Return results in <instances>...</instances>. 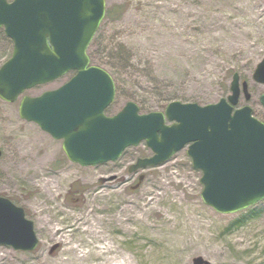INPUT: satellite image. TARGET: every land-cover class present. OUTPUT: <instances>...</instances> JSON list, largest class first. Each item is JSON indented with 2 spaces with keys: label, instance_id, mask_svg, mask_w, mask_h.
Masks as SVG:
<instances>
[{
  "label": "rangeland",
  "instance_id": "374dc122",
  "mask_svg": "<svg viewBox=\"0 0 264 264\" xmlns=\"http://www.w3.org/2000/svg\"><path fill=\"white\" fill-rule=\"evenodd\" d=\"M112 4L123 11L103 18L88 49L105 60L111 53L118 68L115 56L124 54L133 68L124 70L126 84L108 114L133 88L139 98L157 102L151 107L157 110L172 100L214 102L230 93L238 72L251 96L245 101L241 94L237 106L248 103L264 122L258 100L264 83L252 78L264 56V0H106ZM11 50L0 28V65ZM69 76L23 94L56 88ZM20 98L0 99V196L23 208L38 243L31 251L0 245V264H195L197 258L264 264V199L234 213L216 212L201 199V171L186 148L131 173L127 167L136 157L151 153L144 142L115 161L73 163L61 140L19 117ZM56 228L63 231L59 239L52 235Z\"/></svg>",
  "mask_w": 264,
  "mask_h": 264
},
{
  "label": "water",
  "instance_id": "95a60500",
  "mask_svg": "<svg viewBox=\"0 0 264 264\" xmlns=\"http://www.w3.org/2000/svg\"><path fill=\"white\" fill-rule=\"evenodd\" d=\"M104 11L105 0H0V26L13 42L11 56L0 66V98L13 102L24 90L74 70L58 88L24 95L18 107L22 119L62 139L70 161L82 166L113 161L144 140L153 155L137 158L128 168L134 171L159 165L190 143L187 154L202 171L206 204L232 213L263 199L264 123L247 104L233 110L240 93L236 72L230 94L215 103L174 100L164 112L140 114L137 104L127 101L116 114H104L114 97V81L106 70L88 65L86 54ZM252 77L264 83V57ZM242 91L248 100L245 81ZM260 102L264 105V93ZM0 245L23 251L37 245L33 222L2 196ZM195 264L208 263L197 258Z\"/></svg>",
  "mask_w": 264,
  "mask_h": 264
},
{
  "label": "trees",
  "instance_id": "16d2710c",
  "mask_svg": "<svg viewBox=\"0 0 264 264\" xmlns=\"http://www.w3.org/2000/svg\"><path fill=\"white\" fill-rule=\"evenodd\" d=\"M123 11V6L120 4H112L109 5L106 9V18L110 20L117 19L121 12ZM117 49H120L121 51L124 50L125 46L122 43L117 44ZM97 52V51H96ZM95 51H90L91 61L95 62V64H99L103 66L105 69H107L111 75L113 76L116 84L117 91L123 90L124 84H126V79L122 77L124 70H129L131 67L133 68V63L130 58L124 54L119 56H115L116 60L121 62V68H118L117 64L111 60V53H108L109 59L105 60L104 57L99 56L96 54ZM122 53V52H121ZM131 61V63H130ZM124 83V84H122ZM127 98L129 100H134L139 104V106L146 111L151 110V107H157L159 104L155 102L154 104H150L147 102L146 99L139 98V93L135 88H133L129 93L127 94Z\"/></svg>",
  "mask_w": 264,
  "mask_h": 264
},
{
  "label": "flooded vegetation",
  "instance_id": "af4514ba",
  "mask_svg": "<svg viewBox=\"0 0 264 264\" xmlns=\"http://www.w3.org/2000/svg\"><path fill=\"white\" fill-rule=\"evenodd\" d=\"M245 81V80H244ZM242 82H243V79H241L240 78V76H239V90H240V93H239V97H240V95L242 94L243 95V97H244V94H243V91H242ZM246 84H247V82H246ZM247 89H248V84H247ZM260 95H261V93L259 94V96H258V100H259V103L261 104V102H260ZM251 96V95H250ZM224 97H227V96H224ZM238 101H239V98H238ZM185 102H187V101H185ZM190 102H192V101H190ZM198 103V102H197ZM262 105V104H261ZM263 106V105H262ZM264 107V106H263ZM187 147H188V144L186 143L185 144V146L184 147H182L181 149H187ZM180 149V150H181ZM179 150V151H180ZM178 152V151H177ZM185 153H186V150H185ZM187 154V153H186Z\"/></svg>",
  "mask_w": 264,
  "mask_h": 264
},
{
  "label": "bare ground",
  "instance_id": "6f19581e",
  "mask_svg": "<svg viewBox=\"0 0 264 264\" xmlns=\"http://www.w3.org/2000/svg\"><path fill=\"white\" fill-rule=\"evenodd\" d=\"M63 231H62V229H60V228H56V229H54V231L52 232V235H54L56 238H60V236H58L59 234H61Z\"/></svg>",
  "mask_w": 264,
  "mask_h": 264
}]
</instances>
